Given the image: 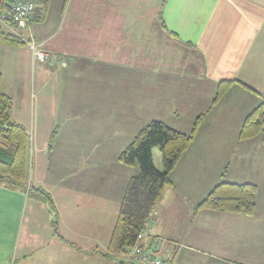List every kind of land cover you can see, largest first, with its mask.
Returning <instances> with one entry per match:
<instances>
[{
	"label": "crops",
	"instance_id": "obj_1",
	"mask_svg": "<svg viewBox=\"0 0 264 264\" xmlns=\"http://www.w3.org/2000/svg\"><path fill=\"white\" fill-rule=\"evenodd\" d=\"M50 1L63 12L64 31L33 42L46 48L47 60L58 63L64 54L60 65L71 72L105 70L117 79L95 83V89L88 82L79 86L78 112L69 113L60 102L63 113L49 127H59L46 153L50 161L32 162L29 169V182L49 193L53 211L29 198L25 206L23 193L0 184V235L5 240L0 264L13 259V264H116L104 254L127 180L137 171L120 164L118 155L151 121L188 133L201 114L193 140L170 173L172 186L156 203L139 244L175 264H264V147L260 137L238 141L244 118L261 99L235 82L211 105L221 81L264 92V0H166V28L161 30L197 56L198 70L192 75L182 66L153 72L151 48L145 45L142 62H119L121 40H133L135 50L137 40H148L162 0ZM40 8L32 22L40 18ZM105 53L111 57L106 61ZM2 85L3 80L0 90L9 96ZM60 153L69 159L57 160ZM109 153L107 163L91 159L79 168L73 162L75 154ZM222 179L256 186L255 215L195 211ZM18 213H23L19 232Z\"/></svg>",
	"mask_w": 264,
	"mask_h": 264
},
{
	"label": "trees",
	"instance_id": "obj_2",
	"mask_svg": "<svg viewBox=\"0 0 264 264\" xmlns=\"http://www.w3.org/2000/svg\"><path fill=\"white\" fill-rule=\"evenodd\" d=\"M7 1L0 0V12L5 9ZM165 3L166 0L161 1L159 12L161 29L166 28L162 19ZM37 14L38 12L33 14L35 19ZM7 26L17 29L14 24H7ZM0 42L9 46L24 44L18 35L2 29H0ZM1 82L0 73V86ZM235 82L254 92L261 99L259 105L244 118L238 141L260 137L264 147V92L259 93L238 81H221L217 84L211 105L216 104ZM11 111L10 97L0 90V184L26 194L27 198L44 203L50 211H53V201L49 193L29 182V134L22 125L11 120ZM203 116L201 114L195 118L188 133L176 131L160 121H151L136 133L118 155L117 160L120 164L128 167L136 166L137 171L127 180L108 239L104 254L106 257L124 255L135 245H140L138 235L149 223L164 189L172 186L170 173L193 140ZM57 135L58 128H54L47 141L48 152L52 151ZM155 147L160 151L162 171L156 169L153 164L152 149ZM225 172L226 167L221 177ZM256 192L257 188L254 184L227 183L222 179L196 205L195 211L208 210L251 217L255 215ZM53 228L56 233L55 222H53Z\"/></svg>",
	"mask_w": 264,
	"mask_h": 264
},
{
	"label": "rangeland",
	"instance_id": "obj_3",
	"mask_svg": "<svg viewBox=\"0 0 264 264\" xmlns=\"http://www.w3.org/2000/svg\"><path fill=\"white\" fill-rule=\"evenodd\" d=\"M39 4H41L39 13L40 18L34 20V22L31 21L29 26L25 29H14L0 22V29L15 33L24 43L21 46H9L0 42V73L3 80L2 89L9 93V97L12 101L11 120L23 125L29 134L28 176L32 162L35 164L38 162L44 164L50 161V156L46 155V153L49 152L43 153V149L51 131L56 126L54 124L49 130L51 123H54V116L56 117L57 114L63 113L61 111L62 105L60 102L66 105L69 113L78 112L81 107V105H79V100L81 98L79 86L88 82V84H92V88L95 89V83H111L117 79L116 73H109V71L106 72L104 69H102L104 72L99 74L81 73L80 70H78L79 72L77 73L71 72V67H61L60 65L64 54L61 58L59 57L58 63H51L48 60L45 62L36 61L32 57L30 48L28 49L29 43L31 41L38 43L36 38L39 36H46L55 31H64L63 12L61 10L58 11L57 5H52L50 0H40ZM83 29L85 30L84 26ZM113 32H116V30L114 29ZM147 38L148 40L146 41H135L137 44V51L132 49L133 40L129 41L130 44L128 42H122L123 40H121L119 62L125 64L142 62L144 55L140 50L142 51L145 45L148 50L151 48L150 57L153 65L151 66L153 72L162 71L165 68L176 69L179 66H182L184 70L191 75L197 72V56L182 49L164 33V31L161 30L160 20L158 18L154 17L152 19L150 33ZM111 43L115 45V42ZM127 43L128 46H126ZM104 55V61L111 58L110 54L105 53ZM77 60L79 63L83 64V68L90 69L84 63V59ZM114 62L115 60L112 63ZM74 64L78 65L76 62H73V65ZM113 79L115 80L113 81ZM86 89H88V87ZM111 156L112 154L110 153L75 154L73 156V162H78L79 168H81L89 164L91 159L96 162L107 163ZM58 157L57 160L66 161L69 159V154L60 153ZM152 160L154 165H159L158 168H155L162 171L161 155L159 149L156 147L152 149ZM26 198L27 196L24 194L25 206L27 202ZM29 199L31 200V198ZM7 215L9 216V214H6V216ZM70 216L71 214H68V217ZM15 218H18V220L16 219V223L17 232H19V228L23 221V213H18ZM4 241V234H1L0 246ZM116 258L125 262L130 261L126 254L119 255ZM13 263L14 259L10 264Z\"/></svg>",
	"mask_w": 264,
	"mask_h": 264
},
{
	"label": "built area",
	"instance_id": "obj_4",
	"mask_svg": "<svg viewBox=\"0 0 264 264\" xmlns=\"http://www.w3.org/2000/svg\"><path fill=\"white\" fill-rule=\"evenodd\" d=\"M39 2L40 0H8L5 9L0 12V22L6 25L14 24L17 29L27 28ZM29 48L36 61L45 62L47 60L46 52L42 51L39 45L34 44L33 41L29 43ZM147 225L138 235V239L146 236ZM126 255L134 264H175L161 258L150 246L135 245L126 252Z\"/></svg>",
	"mask_w": 264,
	"mask_h": 264
},
{
	"label": "water",
	"instance_id": "obj_5",
	"mask_svg": "<svg viewBox=\"0 0 264 264\" xmlns=\"http://www.w3.org/2000/svg\"><path fill=\"white\" fill-rule=\"evenodd\" d=\"M113 260H115V262L121 263V264H134L131 260L128 262L122 261L116 257H111Z\"/></svg>",
	"mask_w": 264,
	"mask_h": 264
}]
</instances>
